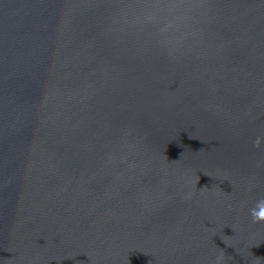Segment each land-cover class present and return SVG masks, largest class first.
<instances>
[{
	"label": "water",
	"instance_id": "obj_1",
	"mask_svg": "<svg viewBox=\"0 0 264 264\" xmlns=\"http://www.w3.org/2000/svg\"><path fill=\"white\" fill-rule=\"evenodd\" d=\"M260 199L264 0H0V264H264Z\"/></svg>",
	"mask_w": 264,
	"mask_h": 264
},
{
	"label": "clouds",
	"instance_id": "obj_2",
	"mask_svg": "<svg viewBox=\"0 0 264 264\" xmlns=\"http://www.w3.org/2000/svg\"><path fill=\"white\" fill-rule=\"evenodd\" d=\"M261 137H256L254 140V146L259 147L261 144ZM251 215L255 220L264 222V199H260L257 201L256 206L250 210Z\"/></svg>",
	"mask_w": 264,
	"mask_h": 264
}]
</instances>
